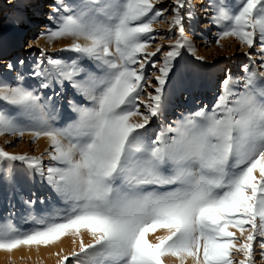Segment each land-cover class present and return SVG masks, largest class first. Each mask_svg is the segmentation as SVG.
I'll return each mask as SVG.
<instances>
[{
    "label": "snow or ice",
    "instance_id": "6c2138e0",
    "mask_svg": "<svg viewBox=\"0 0 264 264\" xmlns=\"http://www.w3.org/2000/svg\"><path fill=\"white\" fill-rule=\"evenodd\" d=\"M29 4L12 0L16 24L29 22L22 11ZM162 4L53 0L50 26L37 39L70 40L59 51L73 56L39 48L27 73L35 86L23 72L14 82L0 76V136L48 140L39 155L7 151L11 140L0 145V185L27 209L22 224L14 211L0 218V251L48 247L70 235L79 246L56 253L58 264H264V0H210L204 11L212 10L206 18L217 28L215 45L234 38L250 50L243 52L249 63L241 77L222 70L211 106L162 122L153 137L152 122L163 120L181 87L183 55L211 63L186 33L195 18L191 0ZM165 22L167 29L154 27ZM16 63L23 68L26 60ZM5 67L12 72L16 64ZM66 84L83 102L69 99L77 118L57 127ZM21 175L51 195L25 196ZM53 198L59 204L49 208Z\"/></svg>",
    "mask_w": 264,
    "mask_h": 264
},
{
    "label": "rangeland",
    "instance_id": "374dc122",
    "mask_svg": "<svg viewBox=\"0 0 264 264\" xmlns=\"http://www.w3.org/2000/svg\"><path fill=\"white\" fill-rule=\"evenodd\" d=\"M65 2L72 3L75 0H65ZM171 0H164V4L157 7H167L170 5ZM45 0H30L29 7L22 9L29 18V22L24 25H18L14 22L15 16L18 14L17 9L12 6V0H0V34L7 37L9 30L15 25L22 28L21 31V44L20 48L16 51L17 58L12 61L16 64V68L9 72L5 67L9 59H13V55L7 46L5 48L7 54L0 56V76L8 79L9 82H14L13 77L16 72H23L26 74L25 83L30 86H35L38 82L27 76V73L31 71V65L39 55V48H45L47 54L58 56L61 58H70L73 56L70 52H61V48L70 44V40L62 39L48 44L46 39H37L40 33L46 26H50L47 20V15L50 10L44 13L38 12V9L46 10ZM48 3H53V0ZM210 0H191V4L194 6L193 11L195 18L186 25L187 35L193 39L196 48L197 55L203 56L206 61L211 63L201 64L197 62L192 55L185 53L183 58L179 62L178 79L182 82L181 87L175 94L172 95L168 110L162 121L154 120L151 128L148 132L149 136H153L155 132L159 131L162 122H172L177 119H182L184 115H187L189 111L195 110L202 105L211 106L215 100L217 91V82L223 76L224 69H230L234 77L243 76V66L249 63L248 58L243 55L244 51H250L245 46L240 48L238 42L234 38H227L222 40L221 43L224 48L217 47L214 43L215 33L217 28L215 25H209L206 16L212 15V10L209 9L206 14L204 9L209 5ZM226 5L234 6L237 4V0H225ZM230 10H235L234 7H230ZM154 27L159 31L167 29L168 24L157 23ZM203 32V36L207 38L208 46H205L206 41L199 33ZM157 42L167 44V40ZM83 43V41H81ZM33 45V47H28ZM231 45V47H229ZM153 45V49H154ZM149 49V50H153ZM19 59L26 60V64L23 68L16 63ZM2 61V62H1ZM4 62V63H3ZM258 68V63H257ZM212 75L214 77H212ZM47 95H51L50 90H44ZM57 91L59 87L57 86ZM69 99H76L78 102H83L82 98L75 94L70 85H65V92L60 97V103L58 104V113L55 120L57 127H67L73 123L77 114L72 111L67 101ZM6 140H11L14 143V147L6 146V150L14 153H29L31 155H39L45 151L48 147V140L41 138L32 144L31 137L27 134L22 138L12 136H0V145H4ZM45 163H48L47 156L44 157ZM19 182L22 190L27 196L29 192H35L37 196H49L51 195L50 189L39 182L37 179L35 182H29L24 176L19 177ZM55 198L51 201L54 203ZM15 212V222L18 224L23 223V217L26 215L27 209L20 203L18 196L12 191L11 188L0 185V218H4L10 212ZM27 227V225H24ZM163 234V233H160ZM239 236V233H237ZM73 243V241H72ZM72 245V244H71ZM62 250V249H61ZM61 250H55L54 253L50 252L47 255H40L38 253L27 252L26 247H21L13 252L0 251V256L4 253V256L0 259V264H58V256L56 253H61ZM73 250V249H71ZM71 252V251H70ZM64 255L63 251L61 253ZM66 255V254H65ZM237 260L242 256L239 254L235 257ZM166 264H174L172 259H168ZM191 264V262H189ZM257 264L259 260L257 259Z\"/></svg>",
    "mask_w": 264,
    "mask_h": 264
},
{
    "label": "bare ground",
    "instance_id": "6f19581e",
    "mask_svg": "<svg viewBox=\"0 0 264 264\" xmlns=\"http://www.w3.org/2000/svg\"><path fill=\"white\" fill-rule=\"evenodd\" d=\"M47 3L45 5L46 10L43 9H38V12L40 13H44L47 12L49 9V5L52 0H45ZM21 31L22 28L15 25L14 27H12L9 32L7 37L2 36L0 34V56H4L7 54L5 48L8 46L9 50L11 51V54L14 56L13 59H9L8 61L5 60V63L7 62H12L14 60V58H17V54L16 51L20 48V44H21ZM21 49V48H20ZM2 62V61H1ZM4 63V62H3ZM212 77H214L212 75ZM59 201L56 200L54 203H49L47 206L49 208L53 207V205H58ZM83 240L85 243H89L91 241V237L87 234L83 235ZM73 241V237L72 236H66L64 238H62L59 242L55 243L54 245L48 246V247H39L38 249L33 247V248H27V252H31V253H38L40 255H47L48 253L52 252L55 250H63L64 255L70 253V251H72L71 249H73L74 247L78 248L79 246V240H77V243L74 245L72 243ZM72 244V245H71ZM4 256V253L1 254L0 259ZM59 258V257H58ZM191 262V261H189ZM1 263V262H0Z\"/></svg>",
    "mask_w": 264,
    "mask_h": 264
}]
</instances>
